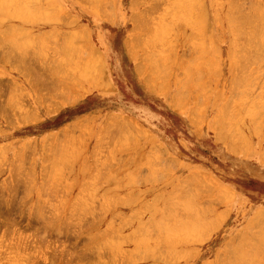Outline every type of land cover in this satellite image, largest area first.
I'll return each instance as SVG.
<instances>
[{"label":"rangeland","instance_id":"1","mask_svg":"<svg viewBox=\"0 0 264 264\" xmlns=\"http://www.w3.org/2000/svg\"><path fill=\"white\" fill-rule=\"evenodd\" d=\"M160 1L0 0V264H264V0Z\"/></svg>","mask_w":264,"mask_h":264},{"label":"bare ground","instance_id":"2","mask_svg":"<svg viewBox=\"0 0 264 264\" xmlns=\"http://www.w3.org/2000/svg\"><path fill=\"white\" fill-rule=\"evenodd\" d=\"M102 1H103V0H102ZM163 1H164V0H163ZM163 1H160V2L162 3ZM168 1H169V0H168ZM96 2H97V1H96ZM136 2H137V1H136ZM139 2H140V1H139ZM158 2H159V1H157V3H158ZM164 2H165V1H164ZM164 2H163V3H164ZM181 2H182V1H181ZM195 2H196V0H195ZM134 3H135V2H134ZM137 3H138V2H137ZM137 3H136V4H137ZM158 4H160V3H158ZM167 4H168V3H167ZM169 4H170V2H169ZM184 4H186V3H185V0H184ZM194 4H195V3H194ZM198 4H199V3H198ZM174 5H175V4H174ZM177 5H178V4H177ZM181 5H183V4H181ZM196 5H197V4H196ZM196 5H195V6H196ZM164 6H165V5H164ZM13 7H14V6H13ZM13 7H10V8H11V11H12V8H13ZM151 7H153V6H151ZM151 7H150V11H152V10H151ZM175 7H176V6H175ZM193 7H194V6H193ZM164 8H165V7H164ZM198 8H199V7H198ZM14 9H15V8H14ZM145 9L148 10L149 7H148V8L146 7ZM159 9H160V8H159ZM165 9H166V8H165ZM167 9H168V8H167ZM192 9H193V8H192ZM142 10H143V9H142ZM147 10H146V12H147ZM168 10H169V9H168ZM153 11H154V10H153ZM157 11H158V9H157ZM176 11H177V10H176ZM192 11L194 12V10H192ZM193 12H192V13H193ZM155 13H156V10H155ZM256 13H258V12H256ZM141 14H142V13H141ZM193 14H195V13H193ZM103 15H105V14H103ZM103 15H102V16H103ZM151 15H152V14H151ZM153 15H154V13H153ZM153 15H152V16H153ZM135 16H136V15H135ZM135 16H134V17H135ZM193 16H194V15H193ZM164 17H165V15L163 16V18H164ZM175 17H176V16H175ZM184 17H185V16H184ZM188 17H189V16H188ZM137 18H139V17L137 16ZM163 18H162V19H163ZM176 18H177V17H176ZM176 18H175V19H176ZM239 18H240V17H239ZM141 19H143V18H141ZM145 19H146V18H145ZM145 19H144L143 21H145ZM164 19H165V18H164ZM164 19H163V20H164ZM169 19H170V18H169ZM240 19H241V18H240ZM242 19H243V18H242ZM242 19H241V20H242ZM146 20H147V19H146ZM232 20H233V19H232ZM134 21H135V20H134ZM136 21H137V19H136ZM167 21H168V19H167ZM191 21H192V20H191ZM139 22H140V21H139ZM139 22L137 21V23H139ZM141 22H142V21H141ZM141 22H140V23H141ZM147 22H148V21H147ZM137 23L134 22V24H135L134 26H135V27L137 26V25H136ZM237 23H238V22H237ZM237 23H236V24H237ZM247 23H248V22H247ZM260 23H261V22H260ZM142 24H143V23H142ZM163 24H164V23H162V25H163ZM165 24H166V23H165ZM139 25H141V24H139ZM145 25H148V24H144V26H145ZM258 25H259V24H258ZM260 25H261V24H260ZM260 25H259V26H260ZM141 26H142V25H141ZM141 26H138V27H141ZM157 26H158V25H157ZM157 26H156V27H157ZM244 26H245V25H243V27H244ZM256 26H257V25H256ZM256 26H255V27H256ZM263 26H264V24H263ZM150 27L153 28L152 26H150ZM162 27H163V26H162ZM234 27H235V26H234ZM236 27H237V26H236ZM255 27H254V28H255ZM261 27H262V26H261ZM151 28H150V29H151ZM238 28H242V27H239V25H238V27L235 28V29H238ZM254 28H253V29H254ZM258 28H259V27H258ZM141 29H142V28H141ZM144 29H145V28H144ZM156 29H157V28H156ZM163 29H164V28H163ZM242 29H243V28H242ZM256 29H257V28H256ZM259 29H260V28H259ZM262 29H264V28L262 27L261 30H262ZM7 30H8V29H7ZM168 30H169V29H168ZM238 30H240V29H238ZM238 30H237V32H239ZM151 31H152V30H151ZM241 32H242V31H240V33H241ZM3 33H4V32H3ZM3 33H2V34H3ZM150 33H151V32H150ZM152 33H153V32H152ZM197 33H198V32H197ZM242 33H245V32L243 31ZM242 33H241V36H242ZM247 34H248V33H247ZM251 34H252V33H251ZM4 35H5V33L3 34V36H4ZM202 35H204V34H202ZM255 35H256V34H255ZM255 35H254V36H255ZM5 36H6V35H5ZM175 36H176V35H175ZM248 36L251 37L252 35L250 36V35L248 34ZM258 36H259V35H258ZM258 36H257V37H258ZM202 37H203V36H202ZM234 37H235V36H234ZM244 37H245V36H244ZM255 37H256V36H255ZM259 37H260V36H259ZM1 38H2V37H1ZM251 38H252V37H251ZM251 38H250V39H251ZM3 39H4V38H3ZM151 39H152V38H151ZM255 39H256V38H255ZM1 40H2V39H1ZM1 40H0V41H1ZM131 40H133V39H131ZM131 40H130V41H131ZM239 40H240V39H239ZM253 40H254V39H252V41H253ZM3 41H4V40H3ZM6 41H7V40H6ZM6 41H4V42H6ZM134 41H136V40L134 39ZM139 41H140V40H139ZM255 41H257V40H255ZM259 41H260V40H259ZM131 42H132V41H131ZM137 42H138V41H137ZM0 43H2V42H0ZM6 43H8V42H6ZM132 43H133V42H132ZM140 43H141V42H140ZM140 43H139V44H140ZM246 43H247V42H246ZM8 44H9V43H8ZM11 44H12V43H11ZM11 44H10V45H11ZM134 44H135V42H134ZM253 44H254V43H252V46H251L252 49H254V48L257 47V46L254 47L255 44H254V46H253ZM13 45H15V44H13ZM127 45H128V44H127ZM129 45H130V43H129ZM237 45H238V44H237ZM244 45H245V44H244ZM260 45H262V44H260ZM133 46H135V45H133ZM137 46H138V45H137ZM202 46H203V45H202ZM239 46H240V45H239ZM239 46H238V47H239ZM242 46H243V45H242ZM245 46H246V45H245ZM247 47H248V46H247ZM251 47H250V49H251ZM253 47H254V48H253ZM259 47H262V46H258V48H259ZM16 48H17V47H16ZM200 48H201V47H200ZM243 48H244V47H243ZM258 48H256V49H258ZM13 49H15V47H14V48L12 47L11 50H13ZM68 49H69V48H68ZM70 49H71V48H70ZM131 49H132V48H131ZM133 49H134V48H133ZM244 49H245V48H244ZM256 49H254L253 51L255 52ZM259 49H260V48H259ZM259 49H258V53L260 52ZM16 50H17V49H16ZM247 50H248V49H247ZM260 50H261V49H260ZM14 51H15V50H14ZM132 51H133V50H132ZM253 51H252V52H253ZM254 52H253V53H254ZM15 53H16V51H15ZM256 53H257V52H256ZM254 54H255V53H254ZM5 55H6V54H5ZM16 55H17V54H16ZM252 55H253V54H252ZM255 55H256V54H255ZM255 55H254V56H255ZM260 55H261V52H260ZM197 56H198V54H197ZM203 56H204V55H203ZM243 56H244V55H243ZM243 56H242V58H243ZM245 56H246V55H245ZM248 56H249V55H248ZM256 56H258V55H256ZM256 56H255L254 58L257 59L258 57H256ZM152 57H153V56H152ZM198 57H199V56H198ZM259 57H260V56H259ZM200 58H201V56H200ZM242 58H241V59H242ZM83 59L86 60L85 58H83ZM201 59H202V58H201ZM245 59L247 60V59H249V57H248V58H246V57L243 58V60H245ZM260 59H261V58H260ZM263 59H264V57H263ZM138 61H139V59H138ZM148 61H149V60H148ZM150 61H151V59H150ZM21 62H22V61H21ZM151 62H152V61H151ZM156 62H157V61H156ZM143 63H144V62H143ZM143 63H142V64H143ZM157 64H160V63H157ZM88 65H89V64H88ZM146 65H148V64H146ZM160 65H161V64H160ZM55 66H56V65H55ZM135 66H136V65H135ZM137 66H138V65H137ZM142 67H143V65H142ZM146 67H147V66H146ZM159 67H162V66H159ZM137 68H138V67H136V69H137ZM150 68H151V67H150ZM150 68H149V70H148V74L151 73V72H149V71H150ZM152 68H153V67H152ZM152 68H151V70H153ZM164 68H165V66L163 67V69H164ZM138 69H139V68H138ZM141 69H142V68H141ZM160 69H161V68H160ZM78 70H79V69H78ZM81 70H82V69H81ZM54 71H55V69H54ZM56 71H57V69H56ZM56 71H55V72H56ZM139 71H140V70H139ZM153 71H154V70H153ZM164 71H166V69H165ZM209 71H210V70H209ZM55 72H54V73H55ZM51 73H53V72H51ZM156 73H157V75H158V72H156ZM182 73H183V72H182ZM55 74H56V73H55ZM86 74H88V73H86ZM159 74H160V73H159ZM166 74H167V72H166ZM188 74H189V73H188ZM27 75H28V74H27ZM52 75H53V74H52ZM151 75H152V73L150 74V77H151ZM154 75H155V74H154ZM158 76H159V75H158ZM158 76H156V77H158ZM191 76H192V75H191ZM70 77H71V76H70ZM148 77H149V76H148ZM154 77H155V76H154ZM186 77H187V76H186ZM186 77L184 76V78H186ZM104 78H105V77H104ZM158 78H159V77H158ZM188 78H189V76H188ZM193 78H194V77H193ZM232 78H233V77H232ZM26 79H27V78H26ZM79 79H80V78H79ZM68 80H69V79H68ZM72 80H73V79H71V81H72ZM154 80H155V79H154ZM156 80H157V79H156ZM181 80H184V79H181ZM194 80H195V79H194ZM194 80H193L192 82H194ZM237 81H238V80H237ZM74 82H75V81H73V83H74ZM180 82H181V81H180ZM192 82H190V83H192ZM234 82H235V81H234ZM234 82H233V83H234ZM163 83H164V82H163ZM185 83H186V82H185ZM190 83H189V84H190ZM70 84H71V82H70ZM75 84H76V83H75ZM183 84H184V82H183ZM189 84L187 83L186 85H189ZM160 85H162V83H161ZM193 85H194V84H193ZM166 86H167V85H166ZM50 87H51V86H50ZM50 87L48 86V87H46L45 89L50 88ZM52 87H53V86H52ZM181 87H182V86H181ZM194 87H195V86H193V88H194ZM188 88H189V87H188ZM196 88H197V87H196ZM185 89H187V88H185ZM52 90H53V89H52ZM193 91H194V90H193ZM195 91H196V90H195ZM186 92H187V91H186ZM196 92H197V91H196ZM187 93H188V92H187ZM174 98H175V97H174ZM69 99H70V98H69ZM172 101H173V100H172ZM203 104H204V103H203ZM224 104H225V102H224ZM224 104H223V105H224ZM197 105H198V104H197ZM195 106H196V105H195ZM226 106H229V105L226 104ZM232 106H233V105H232ZM232 106H229V107L232 108ZM196 107H197V106H196ZM196 107H195V109H196ZM198 108H200V106H198ZM232 109H233V108H232ZM222 110L224 111L223 108L221 109V112H222ZM196 111H197V110H196ZM233 111H234V110H233ZM190 112H191V110H190ZM197 112H198V111H197ZM219 113H220V112H219ZM223 113H224V112H223ZM227 113H228V111H227ZM24 114H25V113H24ZM24 114H23V115H24ZM26 114H27V113H26ZM190 114H192V115L194 114V115H195V113H190ZM23 115L21 116V119H20L21 121H20V122H23V120H22ZM192 115H191V116H192ZM194 115H193V117H194ZM222 115H223V114H222ZM228 115H229V114H228ZM26 116H27V115H26ZM29 116H30V115H29ZM191 116H190V117H191ZM195 116H196V115H195ZM199 116H201V112L199 113ZM226 116H227V115H226ZM197 117H198V116H197ZM220 117L222 118L221 115H220ZM224 117H225V116H224ZM224 117H223V120H224ZM33 118H34V116H33ZM33 118H32V119H33ZM200 118H201V117H200ZM215 118H218V117H215ZM225 118H226V117H225ZM231 118H232V116H231ZM9 119H10V118H9ZM229 119H230V118H229ZM217 120H218V119H216V122H217ZM225 120H226V119H225ZM230 120H231V119H230ZM232 120H233V119H232ZM235 120H236V119H235ZM237 120H239V119H237ZM194 121H195V123L198 122V121H197V118H195ZM199 121H200V119H199ZM26 122H27V121H26ZM28 122H29V121H28ZM125 122H126V121H125ZM227 122H228V121H227ZM230 122H231V121H230ZM230 122H228V123L230 124ZM252 122H253V121H252ZM217 123H219V122H217ZM224 123H226V122H224ZM228 123L225 124V125H228ZM231 124H232V123H231ZM196 125H197V124H196ZM213 125H214V124H213ZM215 125H216V124H215ZM218 125H219V124H218ZM218 125H216V126H218ZM220 125H222V124H220ZM234 125L236 126V124H234ZM234 125L232 124V126H234ZM124 126H126V125H124ZM199 126H200V125H199ZM255 126H256V125H255ZM222 127H223V125H222ZM222 127H221V128H222ZM229 127H231V125H229ZM229 127H228V128H229ZM215 128H216V127H215ZM223 128H224V127H223ZM225 128H226V126H225ZM231 128H232V127H231ZM218 129H219V128H218ZM227 130H228V129H227ZM229 130H230V129H229ZM61 131H62V130H61ZM224 131H226V130L224 129ZM220 132H222V131L220 130ZM227 132H228V131H227ZM227 132H225V133H227ZM225 133H224V134H223V132L221 133V135L223 134L222 137H225ZM230 135H231V134H230ZM230 135H229V136H230ZM240 135H241V133H240ZM240 135H239V136H240ZM235 136H237V135H235ZM232 138H233V140H234V135H233ZM236 138H237V137H236ZM102 139H103V138H102ZM227 139H228V138H227ZM237 139H238V138H237ZM237 139H235V140H237ZM242 139H243V138H242ZM44 140H45V139H44ZM100 140H101V137H100ZM233 140L231 139V141H229V142L231 143ZM235 142H236V141H233V144H234ZM235 145H236V144H234V147L236 148ZM240 146H241V145H240ZM242 148H243V147H242ZM246 148H247V147H246ZM162 152H164V151L161 150V154H162ZM0 156H1V155H0ZM153 159H154V158H153ZM161 159H162V158H161ZM159 160H160V159H159ZM0 161H2V160H0ZM163 161H164V160H163ZM84 162H85V161H84ZM166 163H167V162H166ZM168 166H169V165H168ZM168 166H167V167H168ZM81 167H83V166H81ZM154 175L156 176V175H158V174L154 173ZM197 176H198V175H197ZM156 177H159V176H156ZM191 178H192V177H191ZM206 178H207V177H206ZM207 181H208V179H207ZM197 182H198V181H197ZM187 183H188V182H187ZM179 186H180V185H179ZM180 187H182V186H180ZM201 189H202V188H201ZM201 189H200V190H201ZM187 192H188V195H189L190 192H189V191H187ZM205 194H206V193H205ZM26 202H27V201H26ZM24 203H25V202H24ZM75 206H78V205H75ZM79 206H80V205H79ZM79 206H78V207H79ZM81 206H82V205H81ZM85 206H86V205H85ZM88 206H89V205H87V207H88ZM193 207H194V206H193ZM38 208H39V207H38ZM85 208H86V207H85ZM89 208H90V206H89ZM36 210H37V208H36ZM77 210H78V209H77ZM80 210H82L81 207H79V210H78V211H80ZM187 210H188V209H187ZM195 210H196V209H195ZM193 211H194V210H193ZM196 211H197V210H196ZM263 215H264V214H263ZM186 217H187V216H186ZM187 218H188V217H187ZM172 219H173V218H172ZM182 219H183V218H182ZM257 219H258V218H257ZM263 219H264V218H263ZM263 219H262V221H263ZM184 220H185V219H184ZM188 220H189V219H188ZM188 220H186V221H188ZM255 220H256V219H255ZM259 221H260V220H259ZM188 223H189V222H188ZM251 223H252V222H251ZM258 223H259V222H258ZM258 223H257V224H258ZM253 224H254V223H253ZM172 225H173V224H172ZM254 225H256V224H254ZM261 225H263V224H261ZM256 226H257V225H256ZM259 227H263V226H259ZM254 228H255V226H254ZM245 229H246V228H245ZM256 229L258 230V226H257ZM262 229H263V228H262ZM262 232H263V231H262ZM184 235H185V234H184ZM249 235H250V234H249ZM180 236H181V235H180ZM254 236H255V235H254ZM258 236H260V235H258ZM248 237H250V236H248ZM186 239H187V237H186ZM249 239H250V238H249ZM256 239H258V238L256 237ZM171 240H172V239H171ZM173 241H174V240H173ZM248 241H249V240H248ZM252 241H253V240H252ZM259 241H260V240H259ZM255 244H256V243H255ZM238 250H239V249H238ZM248 251H250V250H248ZM250 254H252V253H250ZM250 254H249V255H250ZM246 255H247V254H246ZM231 256H232V255H231ZM232 257H233V256H232ZM247 258H248V257H247ZM249 259H250V258H249ZM249 259H247V260H249ZM251 259H252V258H251ZM237 262H238V261H237ZM246 262H247V261H246ZM247 264H248V263H247Z\"/></svg>","mask_w":264,"mask_h":264}]
</instances>
